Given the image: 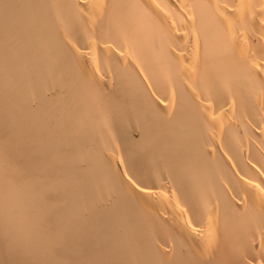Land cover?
<instances>
[{"label":"bare ground","instance_id":"obj_1","mask_svg":"<svg viewBox=\"0 0 264 264\" xmlns=\"http://www.w3.org/2000/svg\"><path fill=\"white\" fill-rule=\"evenodd\" d=\"M0 264H264V0H0Z\"/></svg>","mask_w":264,"mask_h":264}]
</instances>
